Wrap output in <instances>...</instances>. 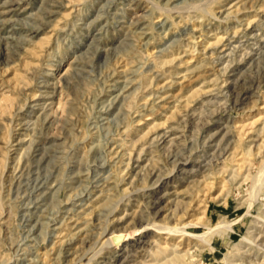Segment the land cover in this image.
Instances as JSON below:
<instances>
[{
    "label": "rangeland",
    "instance_id": "1",
    "mask_svg": "<svg viewBox=\"0 0 264 264\" xmlns=\"http://www.w3.org/2000/svg\"><path fill=\"white\" fill-rule=\"evenodd\" d=\"M263 162L264 0H0V264H264Z\"/></svg>",
    "mask_w": 264,
    "mask_h": 264
},
{
    "label": "bare ground",
    "instance_id": "2",
    "mask_svg": "<svg viewBox=\"0 0 264 264\" xmlns=\"http://www.w3.org/2000/svg\"><path fill=\"white\" fill-rule=\"evenodd\" d=\"M264 163V162H263ZM264 169V168H263ZM259 176V175H258ZM255 227V226H254ZM259 228V227H258ZM232 230V222L229 221H225V220H221L219 223H217V225H215L214 227H208L207 231L201 235V237L203 238V240L205 241V243L211 247V243L210 240L214 237V236H223L224 234H227L228 231ZM210 237L208 239H205L206 236ZM260 235V234H259ZM257 237V236H256ZM252 243V238L250 236H245L243 238V240L241 241V243H236L234 245V247L232 248V250H230L226 255L224 260L225 263L227 262V264H231L232 261H234V259H232V257H236L237 253L241 250L242 248L246 247L247 245H250ZM247 249V248H246ZM236 251V253L233 252ZM228 258V260H227ZM237 259V258H236ZM200 264H204V263H200Z\"/></svg>",
    "mask_w": 264,
    "mask_h": 264
}]
</instances>
